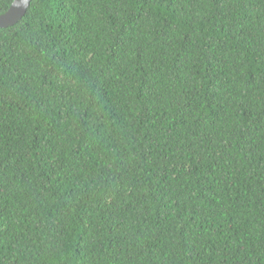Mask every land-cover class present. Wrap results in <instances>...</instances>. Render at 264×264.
I'll use <instances>...</instances> for the list:
<instances>
[{
    "label": "trees",
    "instance_id": "trees-1",
    "mask_svg": "<svg viewBox=\"0 0 264 264\" xmlns=\"http://www.w3.org/2000/svg\"><path fill=\"white\" fill-rule=\"evenodd\" d=\"M0 264H264V0L0 29Z\"/></svg>",
    "mask_w": 264,
    "mask_h": 264
},
{
    "label": "water",
    "instance_id": "water-1",
    "mask_svg": "<svg viewBox=\"0 0 264 264\" xmlns=\"http://www.w3.org/2000/svg\"><path fill=\"white\" fill-rule=\"evenodd\" d=\"M32 0H14L9 11L0 15V29H6L16 25L26 15Z\"/></svg>",
    "mask_w": 264,
    "mask_h": 264
}]
</instances>
